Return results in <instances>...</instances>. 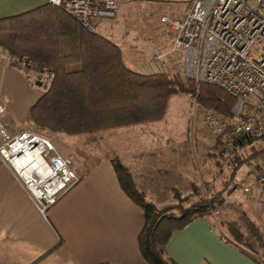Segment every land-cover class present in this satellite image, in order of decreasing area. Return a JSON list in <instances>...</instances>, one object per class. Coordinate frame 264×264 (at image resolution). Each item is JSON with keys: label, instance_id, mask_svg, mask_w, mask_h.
Masks as SVG:
<instances>
[{"label": "crops", "instance_id": "obj_1", "mask_svg": "<svg viewBox=\"0 0 264 264\" xmlns=\"http://www.w3.org/2000/svg\"><path fill=\"white\" fill-rule=\"evenodd\" d=\"M42 5L40 0H0V20ZM104 37L120 47L131 70L141 74L170 73V61L153 60L154 43H145L140 40L141 36ZM33 79L29 71H23L18 61L0 47V104L5 106L0 122L10 134L34 126L28 114L42 95V82ZM176 95L179 94L173 96ZM164 116L156 121L163 120ZM156 121L76 135L50 133L59 153L70 155L79 180L49 207L45 216L0 159V264H148L138 244V234L145 222L144 211L124 191L111 159L120 160L137 189L159 208L162 207L160 197H172V188L184 196L198 197L199 194L192 193L191 186L195 185L199 193L200 184L204 185L203 167L201 163L195 164L188 150L190 144L199 143L195 140L200 137L186 128L152 129L148 124ZM134 126L140 127L134 129ZM128 127L114 136L106 134ZM106 136L115 137L112 144L115 150L109 154L102 153ZM116 137L120 140L116 141ZM211 143L209 157L214 158L217 167L216 142ZM238 148L229 156L234 163ZM263 148L236 161L227 179L225 201L214 212L220 213L225 204L228 213L234 211L233 216H238L233 222L224 221L232 240L225 238L215 226L214 214L196 217L170 233L165 244L168 258L176 264H264L263 258L260 260L241 247L251 246L235 222L241 217L248 233L255 237L257 248L264 251V196L257 192L246 195L242 190L264 169ZM83 160L91 163L85 172H82ZM212 175L208 179L210 185L217 175L216 169ZM228 223L238 227L243 242L235 240Z\"/></svg>", "mask_w": 264, "mask_h": 264}, {"label": "trees", "instance_id": "obj_2", "mask_svg": "<svg viewBox=\"0 0 264 264\" xmlns=\"http://www.w3.org/2000/svg\"><path fill=\"white\" fill-rule=\"evenodd\" d=\"M0 47L16 62L25 58L26 71L32 73L34 81L40 82L41 74H47L42 95L28 114L36 129L43 132L76 135L156 121L164 116L170 97L181 92L192 93L201 108L225 115L234 103L231 95L212 83L183 79L179 73L141 74L131 70L118 45L49 4L1 19ZM255 139H264V135L240 137L236 147ZM215 148L221 156L219 138ZM111 163L124 191L144 211L138 244L148 264H176L165 255L170 233L193 218L213 215L225 201L229 181L210 197L198 196L190 203V196L172 188L176 204L158 208L137 189L117 157ZM191 190L198 194L195 185ZM227 226L235 240L244 241L236 225Z\"/></svg>", "mask_w": 264, "mask_h": 264}, {"label": "built area", "instance_id": "obj_3", "mask_svg": "<svg viewBox=\"0 0 264 264\" xmlns=\"http://www.w3.org/2000/svg\"><path fill=\"white\" fill-rule=\"evenodd\" d=\"M62 8L88 30L116 18L121 0H40ZM185 3L182 14L163 12L160 61L182 58L181 76L218 85L234 98L228 115L204 109L206 131L219 138L226 158L240 137L264 135V0H150ZM166 39V40H164ZM169 43V46L167 45ZM18 66L27 68L25 58ZM5 106L0 104V114ZM34 156V159H33ZM0 159L33 200L42 216L79 177L70 157L60 154L46 136L30 131L10 134L0 122ZM35 159L37 164L33 168ZM29 169L30 171L28 172ZM243 193L264 196V169Z\"/></svg>", "mask_w": 264, "mask_h": 264}, {"label": "rangeland", "instance_id": "obj_4", "mask_svg": "<svg viewBox=\"0 0 264 264\" xmlns=\"http://www.w3.org/2000/svg\"><path fill=\"white\" fill-rule=\"evenodd\" d=\"M185 8H186L185 3L183 2L177 3L176 1L154 2L150 0H121L116 18L113 21L106 20L97 23L94 30H96L101 36H107L111 38H113L112 36H121L122 38L126 36H141L140 40L144 41L145 43L148 42L152 44L154 43L151 50L153 60L156 62L170 61L169 72L171 74L179 73L181 76L182 58L180 59L178 56L169 55L165 59L158 61L156 60V56L154 55V52L158 50V46L161 45L162 43V40L160 42V37H159L163 34L164 31V27L160 23L161 14L167 11L172 13L182 14L185 12L186 10ZM115 31H117V33H115ZM167 45L169 46L168 42ZM40 78L42 83L48 81L46 73H42ZM177 94L179 95L172 96L170 98L169 103L167 105L168 108L166 111V115L164 116L165 118L159 122L157 121L152 122L151 124L148 125L152 129L170 128V129L183 130L186 128V130H191L196 132V134L200 138L196 139L195 141L199 143L190 144L188 150L195 158V164L198 165L199 163H201V166L203 167L202 181L204 182V185H202V183L200 184L198 194L202 197H210L216 191H218V189H220L221 186H224L227 183V179L230 176V172L231 170L234 169V167H236V161L239 162L240 156L243 155L245 158H247L248 156H250V154L248 153L255 152L256 150L264 147V141L263 140L259 141L258 139H255L251 144H247L243 147H239L236 151L238 155V159H235L236 160L235 163L234 160L233 161L229 160V156H232L233 153H230L226 158H223V154H225L223 149L221 156H218L216 159L217 167L214 166V158L209 157V154L210 151H212V148H210V145L212 144L211 142H216V138H212L205 129L202 118L204 109L201 108L195 102V98L192 93L181 92ZM134 127H136L134 129H139L140 126L139 127L134 126ZM120 129L121 131H125L130 129V127L124 129L123 128L114 129L109 132H106V134L109 135V133H111V136H114V134L115 135L118 134L116 132H119ZM25 131L36 132L46 136L53 143L57 151L60 152V150L54 144V141H52L50 133L40 131L34 128V126H32V128L25 129ZM107 137L108 136L105 137L106 141L103 140L106 142L104 146V151L102 152L104 154H109V152L111 153L113 152V150H115L113 149L112 146L115 137L113 139L112 138L108 139ZM118 138L120 140V137H116V141L118 140ZM126 140H128V138H126ZM61 154L66 155L62 152ZM66 156L70 157V155H66ZM83 162L85 168L82 172H85V170L91 166V163L87 162L86 160H83ZM72 168L76 172L74 163ZM214 169H216L217 175L211 181L212 185H210L208 179L211 178ZM171 196L172 197H160V200L162 202V207L173 206L174 204H176V199L175 197H173L172 192H171ZM145 198L148 199L147 197ZM187 198L189 199L188 202L190 203L199 197H195L192 194H190V197ZM229 207L230 205L227 206V208ZM233 212L228 213V211L226 210V206L224 204L222 206L221 212L218 214H214V216L212 217V221L215 224V226L219 229L220 232H222L225 238L230 240H232V237L229 235V232L225 226L224 221H232L234 220V218H238V216L235 217L233 216L232 214ZM236 212L238 214V211ZM235 222H238L239 224L238 226L241 229V231H243L244 236L247 239L248 245L251 246L249 247L246 245H241V247L247 250L248 252H251L258 259L262 260L263 258L262 262H264V255H263L264 251L259 250L257 248V244H255L256 239L254 236L251 235V233H248V227L246 225V222L241 217H239V219H237ZM254 244L256 245V247Z\"/></svg>", "mask_w": 264, "mask_h": 264}, {"label": "bare ground", "instance_id": "obj_5", "mask_svg": "<svg viewBox=\"0 0 264 264\" xmlns=\"http://www.w3.org/2000/svg\"><path fill=\"white\" fill-rule=\"evenodd\" d=\"M33 159H34V156H33ZM36 164H37V159H35V161H34L33 165L31 166V168H33V169H34V167L36 166ZM27 170H28V172L30 171L29 169H27Z\"/></svg>", "mask_w": 264, "mask_h": 264}]
</instances>
